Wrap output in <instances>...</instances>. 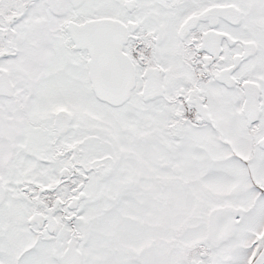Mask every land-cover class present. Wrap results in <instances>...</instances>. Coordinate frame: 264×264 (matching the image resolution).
<instances>
[{"label": "snow or ice", "instance_id": "snow-or-ice-1", "mask_svg": "<svg viewBox=\"0 0 264 264\" xmlns=\"http://www.w3.org/2000/svg\"><path fill=\"white\" fill-rule=\"evenodd\" d=\"M0 264H264V0H0Z\"/></svg>", "mask_w": 264, "mask_h": 264}]
</instances>
